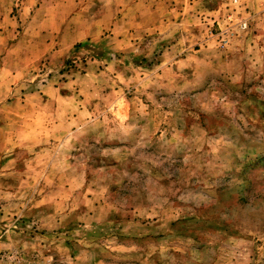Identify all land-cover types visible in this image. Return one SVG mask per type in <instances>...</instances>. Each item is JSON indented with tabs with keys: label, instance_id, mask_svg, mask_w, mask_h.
<instances>
[{
	"label": "rangeland",
	"instance_id": "rangeland-1",
	"mask_svg": "<svg viewBox=\"0 0 264 264\" xmlns=\"http://www.w3.org/2000/svg\"><path fill=\"white\" fill-rule=\"evenodd\" d=\"M263 1L0 0V264H264Z\"/></svg>",
	"mask_w": 264,
	"mask_h": 264
},
{
	"label": "crops",
	"instance_id": "crops-1",
	"mask_svg": "<svg viewBox=\"0 0 264 264\" xmlns=\"http://www.w3.org/2000/svg\"><path fill=\"white\" fill-rule=\"evenodd\" d=\"M96 1L100 2V0H96ZM120 1H124V0H120ZM127 1H132V3H128V4L126 3V5H124L125 3L121 2L117 6V8L115 10H114V8H112L113 11H112L111 14L115 15L117 17H122V15H124V14H134L135 15L142 8H147L149 10L146 14H153V12H154L153 11L154 6L152 4L150 5L149 3L148 4L141 3V1H148V0H127ZM149 1H153V0H149ZM165 1H168V0H165ZM239 1L241 3L242 8H244V7L250 8L251 10H253L252 13H255V11L260 8V3L263 0H239ZM110 3H112V5L115 6V2H110ZM198 6H199V0H195V12L196 13L207 12V11H203L202 9L197 11V7ZM81 9L82 8H80V10ZM100 9H102L101 5L96 6L95 8H93V11L94 10H100ZM90 13L91 12H87V14H90ZM118 22H123L122 18L118 19ZM11 80L12 79H7V82L5 81V86H7V87L10 86V84H11L10 81Z\"/></svg>",
	"mask_w": 264,
	"mask_h": 264
},
{
	"label": "built area",
	"instance_id": "built-area-1",
	"mask_svg": "<svg viewBox=\"0 0 264 264\" xmlns=\"http://www.w3.org/2000/svg\"><path fill=\"white\" fill-rule=\"evenodd\" d=\"M236 1L237 0H233V2H236ZM262 5H263L262 12L264 13V1H263ZM242 26L246 28L247 27L246 22H243ZM223 31H226V29H224Z\"/></svg>",
	"mask_w": 264,
	"mask_h": 264
}]
</instances>
